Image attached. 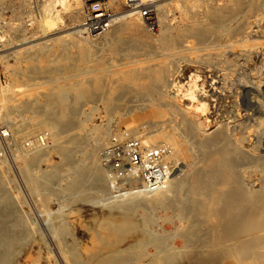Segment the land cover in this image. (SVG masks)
<instances>
[{
    "label": "rangeland",
    "instance_id": "obj_1",
    "mask_svg": "<svg viewBox=\"0 0 264 264\" xmlns=\"http://www.w3.org/2000/svg\"><path fill=\"white\" fill-rule=\"evenodd\" d=\"M11 1L20 4L17 25L13 29V25L9 27L10 23H15L13 11L7 5ZM49 1L0 0V36H3L0 38V56L6 55L0 59V264H208L211 251H218L220 260L218 255H214V263L210 261L209 264H232L235 255L227 248L234 241L226 236L228 238L215 246L213 236L222 231L216 226L219 216L213 210L203 211L191 189V177L202 175L205 182L212 180L218 186L219 180L210 179L206 174V156L212 150H224L222 152L227 156L225 163L230 160L228 163L231 164H225L221 169L231 167L234 177L231 181L239 180L236 181L237 186L250 196L264 194V5L252 11V0H244L240 11L228 15L216 24L219 25L218 30L209 33L208 27L214 26H207L211 12L219 5L228 4L229 0H191L188 4L181 0H146L142 6L151 7L155 23L150 24L142 16L140 37L124 30L120 37L108 41L102 34L112 31L115 19L129 14L134 8L121 0H106L113 10L111 27L97 36H88L84 32L85 16L82 17L84 20L75 22L67 7L74 0H64L66 7L62 0L56 2L60 22L48 30L42 18L45 19L44 7ZM91 1L94 0H83L82 13L85 4ZM195 23L206 31L199 35L192 33L190 29ZM165 32H168L170 46L160 42ZM14 33L18 38L11 41ZM80 35L89 39L88 45L92 50V58L87 63L75 59L81 50L76 43ZM252 42L257 52L247 45ZM255 42H258L257 46ZM20 43L26 44L16 45ZM18 48L40 53L42 64L47 65L22 87L13 82L12 68L19 66L9 54ZM65 49L71 53L73 64L95 66L99 62L105 63L109 67L106 82L110 81V85L115 84V78L127 68H145V65H155V62L158 64L156 67L166 62L170 73L167 69L168 80L165 78L158 88L160 93L152 96L128 88L130 93L121 94L122 98L116 96L114 99L117 100L108 104L105 93L78 101L72 95V106L78 110L72 109L74 120L71 115L69 123L50 130L44 123L31 120L38 114L37 110L26 107L25 103L32 94L30 99L34 105H40L43 93L50 87H60L70 81L64 78L72 63L67 60V67L64 66ZM95 73L91 68L81 78L89 79ZM72 78L81 80L80 77ZM194 83V87L197 86L193 88L196 100H190L186 89ZM161 97L165 100H157ZM199 102L207 104L206 111H197L195 104ZM14 105H17L16 110ZM154 106L165 109L166 116L158 119L149 117L146 112ZM138 111L144 117L148 114V117L142 121L125 118ZM132 126L136 127L134 134L141 136L145 143L166 141L177 151L181 163L163 186L173 187L163 192V199L156 196L163 187L145 193L135 189L134 183L124 185L115 182L104 162L103 147L114 130ZM188 127L192 128L193 134ZM170 130H178L175 143L167 139L173 138ZM3 131L8 135L4 136ZM191 134L195 136L192 138ZM214 134L218 139L213 138ZM185 146L189 155L183 151ZM36 152L43 153V158L30 163L34 157L31 155ZM233 181L231 186L235 185ZM188 190L190 193L187 195ZM216 207L220 211L221 203ZM122 212L131 215L135 227L121 235L115 243L116 249L109 248L105 246L107 239H100V223L110 216L120 218ZM92 250L98 255L94 257ZM245 253L250 252L245 251L244 256L248 255ZM203 256L208 262L203 260Z\"/></svg>",
    "mask_w": 264,
    "mask_h": 264
},
{
    "label": "bare ground",
    "instance_id": "obj_2",
    "mask_svg": "<svg viewBox=\"0 0 264 264\" xmlns=\"http://www.w3.org/2000/svg\"><path fill=\"white\" fill-rule=\"evenodd\" d=\"M58 0H50L48 4H46V6L44 7L45 9V19H43V25L44 23L46 24V27L48 28V30L53 29L54 26H56L58 24V22H60V11L59 9H57L56 7V2ZM67 1V0H66ZM64 0H62V4L65 6V2ZM73 1V0H72ZM115 1V0H112ZM169 1V0H168ZM183 3L188 4L189 2H191V0H181ZM200 2H208L210 0H197ZM212 1V0H211ZM243 1L244 0H229V3L226 5H219L218 7H216L212 12H211V21L210 23L207 24H214L213 27L209 28L208 27V31L209 33H212L216 30H218L217 28L219 27V25H216L219 22L224 21V19L228 16V15H233L236 14L238 11H240V9L243 6ZM83 0H74L73 3H69L67 4V7L69 8V11H71L72 17L74 19V21H82V17L84 16L81 11V5H82ZM146 2V0H141L140 2H134L132 4H130V7L134 8L132 10V12H130L129 14H126L124 16L118 17L115 19V23L112 25V31H107L106 33L102 34V36H106V40L108 41H112L115 38L120 37V33L122 31H127L130 34H132L134 37H140V32H141V19L142 18V13L141 10L139 8L142 7V4ZM3 3V2H2ZM1 3V4H2ZM61 3V2H60ZM59 3V4H60ZM168 3V2H167ZM211 3V2H210ZM246 3V2H245ZM19 4V3H18ZM15 1H11L9 4H7L8 6H10V8L13 11V20H15V23H10L12 20H10V25L9 27L15 28L17 25L16 23V19L17 17V11L20 7V4L18 5ZM146 4V3H145ZM212 4V3H211ZM169 5V4H168ZM264 5V0H252V3L250 5V10H255L256 8H259L260 6ZM5 6V5H3ZM44 6V5H43ZM166 4L164 3L165 7ZM182 6V5H181ZM191 6V5H190ZM1 7V5H0ZM66 7V6H65ZM194 7V6H193ZM22 8V7H21ZM67 8V9H68ZM260 9V8H259ZM20 10V9H19ZM65 10V8H64ZM249 10V11H250ZM22 11V10H21ZM163 11V10H162ZM188 11V10H187ZM193 11V10H192ZM129 12V11H128ZM161 12V10H160ZM164 12V11H163ZM166 12V11H165ZM189 12V11H188ZM21 13V12H20ZM43 13V12H42ZM253 13V12H252ZM193 14V12H192ZM250 14V13H249ZM254 14V13H253ZM19 16V14H18ZM44 17V16H43ZM163 18V17H162ZM208 18V17H207ZM229 18V17H228ZM231 18V17H230ZM232 18H234L232 16ZM84 20V19H83ZM231 20V19H230ZM110 27L111 24L113 22V16L110 19ZM199 21V20H198ZM42 23V22H41ZM246 23V22H245ZM84 24V23H83ZM192 28L190 29V31L192 33L195 34H202L204 33V31L206 30H202L204 28H200L199 25L197 23L192 24ZM215 25L217 27H215ZM244 25V24H243ZM45 26V25H44ZM206 26V27H207ZM242 26V25H241ZM45 27V28H46ZM205 27V28H206ZM246 27V26H245ZM241 28V27H240ZM17 29H19V27H17ZM184 29V28H182ZM210 29V30H209ZM15 30V29H14ZM234 30V29H233ZM16 32V31H15ZM79 31H77L78 33ZM183 32V31H182ZM230 32V31H229ZM19 32H17L18 34ZM80 33V32H79ZM168 32H165L162 34V37L160 38V42L162 44H166V45H171L170 44V39L168 38L167 35ZM231 33V32H230ZM76 34V33H75ZM82 34V33H81ZM227 34V33H226ZM85 35V34H84ZM83 35V36H84ZM179 35V34H177ZM229 35V34H228ZM235 35V34H233ZM17 35H15V33L13 35H11V41L16 40ZM75 36V35H74ZM108 36V37H107ZM86 37V36H85ZM182 37V36H181ZM0 38L2 39L3 36H0ZM88 38V36L86 37ZM56 39V38H55ZM64 40V39H63ZM62 40V41H63ZM67 41V40H66ZM72 41V40H71ZM118 41V40H117ZM136 41V40H135ZM47 42V41H46ZM61 41H59L60 43ZM65 43V40L63 41ZM116 42V41H115ZM62 43V44H64ZM68 42H66L67 44ZM70 43V42H69ZM75 43V42H73ZM76 43L78 44V46L81 48L80 53L77 55V57L75 58L76 60L79 58V60L81 62L87 63L88 61H90L89 59H91V55H92V50L90 49V45H88L89 43V39H84V37L82 38L81 35L77 38ZM129 43V42H128ZM253 43V42H252ZM248 43L247 45H250L251 47L254 46L255 44L253 43ZM256 43V42H255ZM258 43V42H257ZM256 43V46L258 45ZM26 43H20V44H16L17 46L20 45H24ZM38 44V43H37ZM41 44V43H40ZM43 44H45L43 42ZM41 44V45H43ZM48 44V43H46ZM118 44V43H117ZM198 44V43H197ZM35 45V44H34ZM34 45H30L34 46ZM40 45V46H41ZM61 45V44H60ZM114 45V44H113ZM119 45V44H118ZM117 45V46H118ZM178 45V44H177ZM244 45V46H247ZM263 45V44H262ZM50 46V45H47ZM138 46V45H137ZM202 46V45H201ZM223 46V45H222ZM249 46V48H250ZM29 47V46H28ZM90 47V48H89ZM218 48V46H216ZM259 47V46H258ZM257 47V48H258ZM27 48V47H25ZM21 49L18 48L17 50H14L12 52H10L9 54L11 55V57H14L15 63L18 64L19 67H15L12 68V72L14 77L12 78L14 81V83L16 85H18L19 87H22L24 85H26L28 82H30L31 78L33 77V74H35L37 71H40L42 69H45L47 67V65L42 64V59L40 57V53H36L33 50H30L29 48L26 49ZM62 49H64L63 47H61ZM254 48V47H252ZM256 48V47H255ZM254 48V51H256ZM32 49V48H31ZM61 49V50H62ZM194 49V48H193ZM199 49V48H198ZM242 49H245L242 48ZM241 49V50H242ZM260 49V47H259ZM97 50V49H96ZM188 50V49H187ZM191 50V49H190ZM222 50V49H221ZM253 49H251L250 51H252ZM258 50V49H257ZM262 50V49H261ZM98 51V50H97ZM189 51V50H188ZM239 51V49L237 50ZM236 51V52H237ZM253 51V52H254ZM64 52V57H63V62H64V66H66V62L67 60L71 61L72 63L69 64L68 66V74L65 75L64 78H67L68 80H70L69 82H64V84H62V86L57 87L56 85H53L52 87H50V90H48L47 92H44L42 97H43V101H41L40 105L35 106L33 103V101L30 99L32 94H30L29 96V100L25 103V106L32 109L33 110H37L36 112L38 114L33 115L31 117V120L34 122H42L46 125V128H49L50 130L56 129L57 127H59V125L64 126L65 124H67V122L69 121V119H71V115H72V119L74 120V116L72 114V109L74 108L72 106L73 101L70 100V96L74 95L75 96V100L78 101L83 97H93L102 93H105L107 96V101H109L108 104H111L113 100H117L114 99L116 96H119L122 98L121 94L124 93H130V91L128 90V88H133V90H135L137 93H143L146 95H156L160 92H158V88L159 86L164 82L165 78H167L168 76H166V73H168L170 67H168L166 65V62H161V65L159 63V66L156 67L158 64L155 62L151 65V66H146L145 63V68H137V67H132V68H127L126 70L123 71V73L119 74L116 78L115 84H108V82H106V78L108 75V68L106 67L105 63L103 62H99L98 64H96L95 66H91V65H76L75 63L73 64V59L71 58V53H69V51L67 49L63 50ZM200 51L198 50V53ZM257 52V51H256ZM260 52V51H259ZM262 52V51H261ZM202 53V49L201 52ZM8 54V55H9ZM164 54V53H163ZM166 54V53H165ZM235 54V53H234ZM233 54V55H234ZM7 55V56H8ZM171 55H173L171 53ZM170 55V56H171ZM175 55V53H174ZM192 55V54H191ZM6 55H1L0 59L4 58ZM184 57L186 55H183ZM182 56V57H183ZM252 56V55H251ZM175 57V56H174ZM174 57H173V61H174ZM180 57V56H179ZM187 57V56H186ZM189 57V54H188ZM74 59V61H75ZM122 59V58H121ZM176 59V58H175ZM180 60V58H178ZM184 59V58H181ZM186 59V58H185ZM57 60V59H56ZM54 60V61H56ZM147 60V59H146ZM159 60V59H158ZM172 60V59H171ZM170 59L168 61H171ZM219 60V59H217ZM44 61V59H43ZM172 61V62H173ZM176 61V60H175ZM172 62H168L169 64H171ZM119 63V62H118ZM202 63V62H201ZM228 63V62H227ZM20 64H23L24 66H20ZM148 64V62H147ZM157 64V65H156ZM168 64V65H169ZM177 64V63H174ZM140 65V64H139ZM229 65V64H228ZM155 66V67H154ZM170 66V65H169ZM176 66V65H174ZM186 66V65H185ZM67 67V66H66ZM94 69L96 71L95 75H91L92 77H89V79H85V78H81V75L85 74L88 70L90 69ZM62 69V68H61ZM168 69V71H166ZM171 70V69H170ZM182 70V69H181ZM44 71V70H43ZM45 73V72H44ZM92 73V72H91ZM114 73V72H113ZM170 73V71H169ZM89 74V73H88ZM117 74V73H116ZM87 75V74H86ZM196 75V74H195ZM224 75V74H223ZM46 76V75H45ZM78 78L80 77L81 80H75L72 77ZM116 76V75H115ZM170 77V76H169ZM199 77V75H198ZM44 78V77H43ZM47 78V77H46ZM197 79V77H195ZM50 79V78H49ZM168 80V78H167ZM170 80V79H169ZM45 81V80H43ZM113 81V80H112ZM111 81V82H112ZM179 81V80H178ZM193 81V80H192ZM228 81V80H227ZM114 82V81H113ZM112 82V83H113ZM169 81H167L168 83ZM46 83V81H45ZM166 83V85H167ZM196 83V82H195ZM195 83L190 85L188 89H186L187 91V96L189 95L191 97L190 100H196L195 95H194V90L193 88L195 86ZM197 85V84H196ZM165 86V84H164ZM11 87V86H10ZM28 87V86H26ZM25 87V88H26ZM32 87V86H30ZM29 87V88H30ZM35 88V86L33 87ZM31 88V90L33 89ZM18 89V88H17ZM164 90L166 89L165 87L163 88ZM162 89V90H163ZM181 89V88H180ZM179 89V90H180ZM8 90V89H7ZM30 90V89H29ZM105 91V92H104ZM129 91V92H128ZM10 92V91H9ZM29 92V91H28ZM42 92V91H41ZM165 92V91H164ZM164 92H162V96H164ZM180 93V91H179ZM182 93V92H181ZM42 94V93H41ZM185 94V95H186ZM13 96V95H11ZM167 96V94L165 95ZM72 98V97H71ZM98 97H95V99ZM124 98V96H123ZM182 98V97H181ZM73 99V98H72ZM144 99V98H143ZM156 99V98H155ZM158 99H162L163 101L165 99H163V97L161 98H157ZM13 100V99H12ZM130 100V99H129ZM147 100V99H146ZM181 100V99H180ZM35 101V100H34ZM161 101V100H160ZM159 101V102H160ZM170 101V100H168ZM16 102V101H15ZM197 102V101H196ZM12 103V102H11ZM17 103V102H16ZM163 103V102H162ZM160 103V105L162 104ZM168 103V102H167ZM192 103V102H191ZM194 103V101H193ZM14 104V103H13ZM74 104V103H73ZM166 104V103H165ZM164 104V105H165ZM78 105V104H77ZM81 105V104H80ZM114 105V104H112ZM116 105V104H115ZM114 105V106H115ZM118 105V104H117ZM116 105V106H117ZM136 105V104H135ZM163 105V106H164ZM206 105L205 102H199L197 103V105L195 104V107L198 110L204 112L206 111ZM12 106V104H11ZM17 106V105H16ZM15 110H16V107ZM115 106V107H116ZM132 106V105H131ZM173 107H175L174 105H172ZM263 106V105H262ZM13 107V106H12ZM107 107V106H106ZM114 107V110H115ZM119 107V105H118ZM123 107V106H122ZM134 107V106H133ZM141 107V106H140ZM172 107V108H173ZM80 108V107H79ZM113 108V107H112ZM121 108V107H120ZM139 108V107H138ZM78 109V108H77ZM81 109V108H80ZM176 109V108H175ZM75 112L76 108L73 109ZM117 110V109H116ZM172 110V109H171ZM186 110V109H185ZM147 111V110H146ZM176 111V110H175ZM189 111V110H188ZM139 113H133L131 115H129L128 117L125 118H133L135 120H143L146 117H152L155 119L158 118H163L166 116V111L165 109L159 107V106H154L151 107L148 112V114L146 117H144L141 113V111H138ZM144 112V111H143ZM177 112V111H176ZM175 112V113H176ZM186 112V111H185ZM14 113V112H13ZM93 113V112H92ZM188 113V112H187ZM206 113V112H205ZM204 113V114H205ZM174 114V113H173ZM186 114V113H185ZM184 114V115H185ZM189 114V113H188ZM11 115V114H10ZM193 115V114H192ZM195 115V114H194ZM191 117V116H190ZM196 117V116H194ZM192 117V118H194ZM124 118V117H123ZM124 118V119H125ZM168 118V117H167ZM184 118V117H182ZM185 120L187 119L184 118ZM191 119V118H190ZM72 120V121H73ZM151 120V119H150ZM70 121V122H72ZM122 121V119L120 120ZM147 121V120H146ZM197 121V120H196ZM123 122V121H122ZM145 122V121H144ZM187 122H189L187 120ZM260 122V121H259ZM69 123V122H68ZM124 123V122H123ZM138 123V122H137ZM198 123V122H197ZM261 123V122H260ZM122 124V123H121ZM264 124V123H263ZM261 124V125H263ZM73 125V124H72ZM189 125V124H188ZM260 125V126H261ZM67 127V126H66ZM137 127V125H136ZM135 126L131 127L132 130H134L136 128ZM144 127V126H143ZM130 128V127H129ZM147 128V127H146ZM128 129V128H127ZM190 130V132L192 131V128L188 127V130ZM262 129V128H261ZM187 130V129H186ZM218 131V130H217ZM54 132V131H53ZM178 132V130H177ZM177 132L175 130H170V133L172 134L173 138L172 140L167 138L169 141H172L175 143L176 138H177ZM184 132V130H183ZM187 131H185L186 133ZM262 132V131H261ZM184 133V134H185ZM192 133V132H191ZM194 133V132H193ZM192 133V134H193ZM222 133V132H221ZM219 134V136L222 137V139L224 140V137L222 136V134ZM54 134V133H53ZM101 134V133H100ZM102 134H104L102 132ZM106 134V132H105ZM108 134V132H107ZM110 134V133H109ZM191 134V135H192ZM197 134V133H196ZM75 135V134H74ZM83 135V134H82ZM81 135V136H82ZM158 135V134H157ZM190 135V133H189ZM215 135V134H214ZM224 135V134H223ZM109 136V135H108ZM192 135L191 137L193 138ZM213 136V135H212ZM73 137V136H72ZM216 137L218 139V136L215 135L213 136V138ZM86 138V137H84ZM151 138H153V136H151ZM199 138V137H198ZM207 139V137H205ZM211 139V136L209 137ZM208 138V139H209ZM87 139V138H86ZM102 139V138H101ZM200 139V138H199ZM209 139V140H210ZM239 139V138H238ZM204 140V142H210L209 140ZM220 140V139H219ZM212 141V140H211ZM222 141V140H221ZM185 142V141H184ZM228 142V141H227ZM226 142V145H228ZM58 143V142H57ZM81 144V143H80ZM108 143H106L107 145ZM207 143H205L206 145ZM82 145V144H81ZM103 146V145H102ZM105 146V145H104ZM173 146V145H172ZM214 146V145H213ZM232 146V145H231ZM60 147V146H59ZM225 147V145H224ZM104 148V147H103ZM187 146L184 147L183 151L189 155V152ZM58 149V148H57ZM225 149V148H224ZM75 150V149H74ZM201 150V149H200ZM227 150V149H226ZM58 151V150H57ZM65 151V150H63ZM68 151V150H67ZM73 151V150H72ZM71 151V152H72ZM224 152V150H222ZM216 149V150H212L211 152L205 153L207 154L206 157H208V161L206 164V174L208 176H210L211 178H216L217 180H219V185L217 186L216 184H214L212 182V180L210 181H204V176L202 175H192L193 177H191V189L193 190V193L195 194V196H197L198 198V204L201 206V208L203 209L204 212L208 213L209 211H214V214L219 216V220L218 222H216V226L217 228H222L221 232H216V234L213 236V238H215V242L217 246V243H221V241L228 236L229 238H231L234 243L231 241L232 245L227 248V250H229L230 252H234L233 254L235 255L234 257H232L233 255H230L233 260L232 264H264V232L261 233L264 230V194H262L261 196L253 197L250 196L249 193H245L240 186L238 185V181H233L234 184L236 185H232L231 186V179L233 177V172L229 168L226 169H221L222 167H224V165L226 164H231L228 163V159H226L228 162L225 163V158L227 156H225V154ZM70 152V151H69ZM77 152V151H76ZM229 152V151H228ZM32 153V152H31ZM48 153V152H47ZM64 153V152H62ZM30 154V153H29ZM43 154V153H42ZM39 154V152L33 153L31 156L32 157L30 163L36 162L38 160H40L41 155ZM46 153H44L45 156ZM27 156V155H26ZM30 156V157H31ZM29 157V158H30ZM26 160V157H24ZM258 158V157H257ZM71 160V159H70ZM72 161V160H71ZM27 162V161H26ZM205 162V161H204ZM233 163V162H232ZM255 163V162H254ZM26 164V163H25ZM72 164V163H71ZM239 164V163H238ZM73 165V164H72ZM74 166V165H73ZM235 166V164H234ZM233 166V168H234ZM84 167V166H83ZM74 169V168H73ZM82 169V168H81ZM237 171V170H236ZM236 173V172H235ZM234 178V177H233ZM170 182V181H169ZM173 183V182H172ZM171 183V184H172ZM188 183V182H186ZM237 183V184H236ZM190 184V183H189ZM168 185V184H167ZM174 185V184H173ZM185 185V184H184ZM176 186V185H175ZM168 186H166L165 188L163 187V190L159 191V193L156 194L158 199H163V195L165 192V190H171L170 188H168ZM188 187V186H186ZM173 188V187H172ZM189 188V190H190ZM187 191V195L188 192L190 193V191ZM173 191V190H172ZM174 192V191H173ZM167 193V192H166ZM168 194V193H167ZM183 194V193H182ZM186 194V193H185ZM184 195V194H183ZM186 195V196H187ZM189 199V198H188ZM187 199V200H188ZM177 200V199H176ZM174 201V200H173ZM221 203V210L219 211V207L217 208L216 205L218 203ZM236 202H238V204H236ZM189 205V204H188ZM127 206V205H126ZM190 206V205H189ZM188 208V207H187ZM126 209H128V207H126ZM190 209V208H189ZM124 211V210H123ZM121 212V211H120ZM129 212V211H128ZM128 212H122L121 217L118 218V216L112 217L111 216L109 218H106V220L102 223H100V234H102L101 238L103 240L107 239L108 244H106L105 246L109 247V248H113L116 249L115 243L117 242V240L121 237V235L123 234H127L131 231L132 228L135 227V222L133 221V219L131 218V215L128 214ZM190 212V211H189ZM130 213V212H129ZM115 216V215H114ZM193 217V216H192ZM197 220V219H196ZM200 221V220H198ZM196 224V223H195ZM204 228V227H203ZM208 228V227H207ZM187 229V228H186ZM197 229V228H196ZM195 230V228H194ZM192 232V231H191ZM190 233V232H189ZM207 233V232H206ZM141 235V234H140ZM194 235V234H193ZM211 235V234H209ZM195 236V235H194ZM226 237V238H228ZM140 238V237H139ZM229 239V240H231ZM5 240V239H4ZM213 240V241H214ZM226 240V239H225ZM228 240V239H227ZM226 240V241H227ZM217 241V242H216ZM210 242V241H209ZM228 242V241H227ZM94 243V242H93ZM97 243V242H96ZM95 243V244H96ZM3 245V244H2ZM117 245V244H116ZM93 246V245H92ZM119 248V247H118ZM112 249H110L111 251ZM95 251V250H94ZM226 251V250H225ZM245 251H248L250 253H245L248 254L246 256L243 255V253ZM14 252V251H13ZM113 252V250H112ZM118 252V251H117ZM212 253L208 256L209 260L211 258V262L213 261L214 263V259L213 257H215L214 255H218V251H211ZM231 252V254H232ZM222 253V252H221ZM228 253V251H227ZM91 254L95 257L96 255H98L97 252H91ZM114 254H117L116 251L114 252ZM50 255V254H49ZM13 256V255H12ZM33 256V255H32ZM104 256V255H103ZM106 256V255H105ZM205 256V257H206ZM229 256V257H230ZM167 257V256H166ZM204 257V256H203ZM204 257V258H205ZM219 257V255L217 256V258ZM173 258V257H172ZM183 258V257H182ZM201 258V257H200ZM207 258V257H206ZM205 260L206 262H208V259ZM49 259V257H48ZM81 259V258H80ZM98 260V258H96ZM102 259V258H100ZM163 259V257H162ZM171 259V258H170ZM216 259V257H215ZM219 259V258H218ZM231 259V258H230ZM161 260V259H160ZM177 260V259H176ZM220 260V259H219ZM227 260V259H226ZM34 261V260H33ZM100 261V260H99ZM102 261V260H101ZM105 261V259H104ZM197 261V260H196ZM203 261V262H205ZM209 261V263H211ZM165 262V261H164ZM167 262V261H166ZM3 263V262H2ZM1 263V264H2ZM43 263V262H42ZM97 263V262H96ZM100 263V262H99ZM103 263V262H102ZM101 263V264H102ZM154 263V262H153ZM170 263V262H169ZM208 263V264H209ZM212 263V264H213ZM218 263V262H217ZM231 263V262H230ZM5 264V263H4ZM166 264V263H164ZM205 264V263H204Z\"/></svg>",
    "mask_w": 264,
    "mask_h": 264
},
{
    "label": "built area",
    "instance_id": "obj_3",
    "mask_svg": "<svg viewBox=\"0 0 264 264\" xmlns=\"http://www.w3.org/2000/svg\"><path fill=\"white\" fill-rule=\"evenodd\" d=\"M130 6L141 0H121ZM144 18L154 24L153 10L149 5L141 8ZM84 32L97 36L110 28L113 10L106 0H94L84 6ZM8 135L5 131L2 132ZM103 159L115 182L135 184L141 192H155L161 189L173 176L181 161L175 148L166 141L147 144L134 130L116 129L103 149Z\"/></svg>",
    "mask_w": 264,
    "mask_h": 264
}]
</instances>
